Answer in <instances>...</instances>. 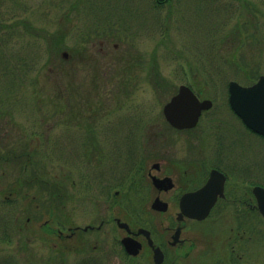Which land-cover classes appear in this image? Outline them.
<instances>
[{
  "label": "rangeland",
  "instance_id": "374dc122",
  "mask_svg": "<svg viewBox=\"0 0 264 264\" xmlns=\"http://www.w3.org/2000/svg\"><path fill=\"white\" fill-rule=\"evenodd\" d=\"M259 75L264 0H171L160 8L154 0H0V149L10 156L0 166V264L14 256L17 264H61L57 237L39 228L56 230L61 217L59 204L43 214L41 189L43 181L60 179L64 131L105 132L133 116L144 127L180 84L213 100V115L225 83L246 86ZM46 127L50 153L33 155L23 171L27 149ZM182 146L176 139L174 147ZM15 181L30 184L11 195ZM16 198L12 209L7 202ZM65 211L79 222L70 201ZM259 248L264 264V244Z\"/></svg>",
  "mask_w": 264,
  "mask_h": 264
},
{
  "label": "flooded vegetation",
  "instance_id": "af4514ba",
  "mask_svg": "<svg viewBox=\"0 0 264 264\" xmlns=\"http://www.w3.org/2000/svg\"><path fill=\"white\" fill-rule=\"evenodd\" d=\"M184 85L199 100L208 99L190 84ZM229 86L230 81L223 85L216 114H209L214 107L209 99L212 106L190 129L171 126L162 108V115L150 117L152 122L144 127L133 116L111 123L105 132L61 134L60 179L43 181L41 189L43 214H52V207L59 204L61 217L56 230L39 228L44 235L57 237L61 264H260L264 135L249 128L231 107ZM251 111L252 121L257 122L255 110ZM41 132L38 143L25 153L29 158L21 164L23 171L33 155L50 153L48 127ZM176 139L184 146L175 148ZM3 140L0 135V144ZM68 148L76 154L70 157ZM3 152L1 148L0 166L10 160ZM11 160L19 165L17 155ZM22 183L13 182L9 194H20V187L30 184ZM36 184L40 188L41 183ZM185 198L188 214L182 208ZM17 200L7 203L13 209ZM68 201L79 222L69 221ZM30 221L27 217L26 230ZM14 257L6 264H17Z\"/></svg>",
  "mask_w": 264,
  "mask_h": 264
},
{
  "label": "water",
  "instance_id": "95a60500",
  "mask_svg": "<svg viewBox=\"0 0 264 264\" xmlns=\"http://www.w3.org/2000/svg\"><path fill=\"white\" fill-rule=\"evenodd\" d=\"M62 56L65 58L67 54L64 52ZM228 92L231 107L243 118L245 124L264 135V76L249 87H242L236 82H231ZM211 105V101L198 100L187 86L182 85L178 93L163 107V114L174 128L188 129L196 125L201 112L209 109ZM241 109H246L248 112L243 113ZM252 109L258 116L257 122L252 121ZM156 206L159 204L155 203ZM259 206L264 215V190L261 188H259ZM182 208L188 214L186 198L182 203Z\"/></svg>",
  "mask_w": 264,
  "mask_h": 264
},
{
  "label": "trees",
  "instance_id": "16d2710c",
  "mask_svg": "<svg viewBox=\"0 0 264 264\" xmlns=\"http://www.w3.org/2000/svg\"><path fill=\"white\" fill-rule=\"evenodd\" d=\"M170 4H171V0H154V6L157 8ZM2 240L8 242V238L5 234L3 235Z\"/></svg>",
  "mask_w": 264,
  "mask_h": 264
}]
</instances>
